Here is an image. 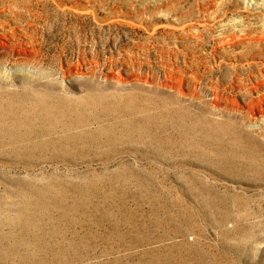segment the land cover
Masks as SVG:
<instances>
[{
  "label": "rangeland",
  "instance_id": "obj_1",
  "mask_svg": "<svg viewBox=\"0 0 264 264\" xmlns=\"http://www.w3.org/2000/svg\"><path fill=\"white\" fill-rule=\"evenodd\" d=\"M0 264H264V0H0Z\"/></svg>",
  "mask_w": 264,
  "mask_h": 264
}]
</instances>
